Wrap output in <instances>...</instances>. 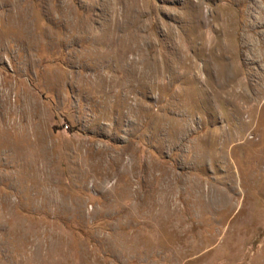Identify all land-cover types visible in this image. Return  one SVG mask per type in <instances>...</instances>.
Returning <instances> with one entry per match:
<instances>
[{
    "label": "rangeland",
    "instance_id": "rangeland-1",
    "mask_svg": "<svg viewBox=\"0 0 264 264\" xmlns=\"http://www.w3.org/2000/svg\"><path fill=\"white\" fill-rule=\"evenodd\" d=\"M0 264H264V0H0Z\"/></svg>",
    "mask_w": 264,
    "mask_h": 264
}]
</instances>
